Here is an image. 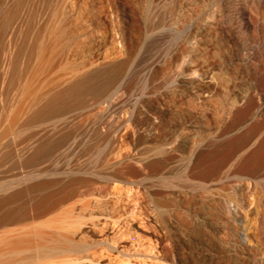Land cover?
I'll list each match as a JSON object with an SVG mask.
<instances>
[{"label": "rangeland", "instance_id": "obj_1", "mask_svg": "<svg viewBox=\"0 0 264 264\" xmlns=\"http://www.w3.org/2000/svg\"><path fill=\"white\" fill-rule=\"evenodd\" d=\"M34 221L100 264H264V3L0 0V222Z\"/></svg>", "mask_w": 264, "mask_h": 264}, {"label": "bare ground", "instance_id": "obj_2", "mask_svg": "<svg viewBox=\"0 0 264 264\" xmlns=\"http://www.w3.org/2000/svg\"><path fill=\"white\" fill-rule=\"evenodd\" d=\"M254 3V2H253ZM264 3V0H257V4H262ZM237 17L241 20V25L245 26V27H250L252 26L253 22H252V14L248 11L247 6L245 5V3H242L241 7L237 10L236 13ZM258 21V20H256ZM88 132V131H87ZM87 132L85 134H87ZM83 134V135H85ZM82 135V136H83ZM91 135V134H90ZM89 135V136H90ZM81 136V134H80ZM204 144H202L201 147H195L190 155V158L192 161H194V163L196 162V160L198 159L197 157L199 156V154L203 153L205 150L212 148L214 146V140H212L211 138L206 139L204 142ZM76 144V143H75ZM75 144H73L75 146ZM72 146V145H71ZM73 146V148H74ZM72 147H70L71 149ZM72 148V149H73ZM111 148V147H110ZM75 149V148H74ZM160 153V152H159ZM163 153V152H161ZM164 156V155H163ZM165 157V156H164ZM154 158V157H152ZM167 158V157H166ZM163 159V157L161 158ZM169 159V158H168ZM172 159V158H171ZM149 160V159H148ZM147 160V161H148ZM152 161V160H151ZM159 161V160H158ZM120 162V161H119ZM122 162V161H121ZM120 162V164H121ZM118 163V162H117ZM163 163V162H162ZM190 163V162H189ZM193 162H191L192 165ZM123 164V163H122ZM118 166V164H116ZM116 165H114L115 167H117ZM143 165V164H142ZM112 166V165H111ZM114 169V167H113ZM123 169V168H122ZM119 171V170H118ZM86 172V171H85ZM94 173V172H93ZM92 173V174H93ZM96 173V172H95ZM90 174V173H89ZM97 177L99 174H96ZM114 175V174H113ZM121 175V174H120ZM126 175V174H125ZM101 176V175H99ZM96 177V176H95ZM94 177V178H95ZM103 177V176H102ZM107 177V176H106ZM117 177V176H115ZM86 179V178H85ZM108 179V178H107ZM106 179V180H107ZM112 179L113 176H112ZM111 179V180H112ZM118 180V178H115ZM87 180V179H86ZM98 180V179H97ZM111 180H108L111 182ZM124 180V179H123ZM84 181V180H83ZM81 180V182H83ZM113 181V180H112ZM79 182V181H78ZM91 182H93L91 180ZM101 182V181H100ZM114 182V181H113ZM112 182V184H113ZM119 182V181H118ZM75 183V182H74ZM96 184H98V182H94ZM116 184V182H114ZM127 183V182H126ZM133 183V180L132 182ZM82 184V183H81ZM89 184H91L89 182ZM93 184V183H92ZM103 184V183H102ZM114 184V185H115ZM128 184V183H127ZM100 185V183L98 184ZM108 185V183H107ZM118 185V184H117ZM115 185V186H117ZM130 185V184H129ZM79 186V185H78ZM84 186V185H83ZM94 186V185H93ZM104 186V185H103ZM91 187V186H89ZM96 187V186H95ZM118 187V186H117ZM121 187V186H120ZM119 187V188H120ZM77 188V187H76ZM88 188V187H87ZM86 188V189H87ZM93 187H91L92 189ZM80 191V188H78ZM101 189V188H100ZM85 190V189H84ZM88 190V189H87ZM98 190V187H97ZM94 191V190H93ZM75 193V192H74ZM92 193V192H91ZM89 194V193H88ZM84 196V195H83ZM85 202V201H84ZM83 203V202H82ZM85 204V203H84ZM71 209V208H70ZM74 208H72L73 211ZM71 211V210H70ZM72 212L68 216H71L72 218L74 216H72ZM104 216V215H101ZM126 216V215H125ZM135 216V215H134ZM70 217V220L72 221ZM76 217V216H75ZM108 217V216H107ZM123 217V216H122ZM63 218V217H62ZM67 220L69 219L66 218ZM109 219H111L109 217ZM115 219V218H113ZM112 220V219H111ZM121 220V219H120ZM68 221V222H71ZM107 221V219L105 220ZM104 221V222H105ZM116 221V219H115ZM114 223H117L118 221H116ZM137 221V220H136ZM139 221V220H138ZM29 222V221H28ZM33 222V221H32ZM41 222V221H40ZM67 222V223H68ZM74 222V220H73ZM108 224H110V222L112 223V221H107ZM120 222V221H119ZM5 223L7 222H0V264H78L80 261H91V263H95V264H100V262H98L99 258H102L106 253L105 251H103V249H99L98 247H96V245L94 244H90V243H82L84 245H81L74 237V235L76 234L77 230H76V226L74 225H70V229H74V230H70L68 227L62 226V225H57L54 226L52 229L47 225H43L44 227L47 226V229L45 227V229H42L41 227H37L36 225V221H34V223L32 224H23L20 226H12V227H4V225H6ZM38 223V222H37ZM47 223V222H46ZM49 223V222H48ZM75 223V222H74ZM106 223V222H105ZM103 223V225L105 224ZM113 223V225H114ZM139 223V222H138ZM40 223H38L39 225ZM45 224V223H42ZM41 224V225H42ZM51 224V223H50ZM73 224V223H72ZM118 226L119 223H117ZM121 224V223H120ZM127 224V223H126ZM132 224V223H131ZM140 224V223H139ZM55 225V223H54ZM68 225V224H67ZM107 225V224H106ZM105 225V227H106ZM141 225V224H140ZM145 226V224H142ZM50 226V225H49ZM74 226V228H73ZM109 226V225H108ZM129 226V225H128ZM131 226V225H130ZM72 227V228H71ZM76 227V228H75ZM113 227V226H111ZM114 228H116V225L114 226ZM119 229H121L120 227H118ZM124 228V227H123ZM143 228V227H142ZM112 230V229H111ZM117 232V230H116ZM132 233V232H131ZM123 234V232H122ZM121 234V235H122ZM115 235V233H114ZM117 235V234H116ZM120 235V234H118ZM120 235V236H121ZM124 235V234H123ZM125 236V235H124ZM122 237V236H121ZM114 238L116 239V237L114 236ZM119 238V237H118ZM125 239H128L126 237H124ZM132 238V237H131ZM134 238V237H133ZM113 241V243H109V247H106L109 249L110 252H107L110 258H115L114 253L112 254L111 252L113 250H115L114 248L118 247L115 246L118 241ZM122 240V238H120ZM129 240V239H128ZM136 240V239H135ZM134 240V241H135ZM126 241V240H125ZM133 241V242H134ZM127 242V241H126ZM139 242V241H138ZM124 243V242H123ZM121 244L119 248L120 252L123 253V250L127 247V244ZM130 243V242H129ZM137 243V240H136ZM120 244V243H119ZM141 244V242L139 243ZM138 245V244H137ZM132 246V245H131ZM135 247V246H134ZM141 247V246H139ZM138 247V248H139ZM107 250V249H106ZM126 250V249H125ZM119 251V250H117ZM131 250H127L126 252V257L122 259L121 262H124V264H133V259L130 254ZM80 252H87L89 254H91V258L90 257H80L78 256V254H80ZM129 252V253H128ZM125 255V254H122ZM131 255V256H130ZM131 257V258H130Z\"/></svg>", "mask_w": 264, "mask_h": 264}]
</instances>
